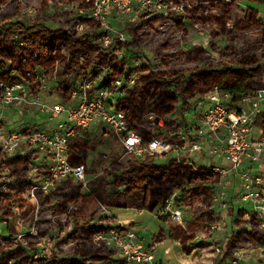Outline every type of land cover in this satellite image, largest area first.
<instances>
[{
	"label": "rangeland",
	"instance_id": "1",
	"mask_svg": "<svg viewBox=\"0 0 264 264\" xmlns=\"http://www.w3.org/2000/svg\"><path fill=\"white\" fill-rule=\"evenodd\" d=\"M175 1H188L190 6L195 4V0ZM79 5L80 1L78 0H21L20 14L13 19V22L27 28L39 23L55 30L59 27L60 22L65 19V21L71 22L67 26V31L70 34H80L77 30L76 20L82 18L83 10L79 9ZM249 7L260 11L259 18L264 17V0H243L237 1L231 8V19L233 21L243 20L245 11ZM203 12L205 17L219 16L220 14L219 10L210 11L208 6L203 8ZM151 20L153 21L149 25L148 22ZM65 25L67 24L65 23ZM135 28H138V36L134 41L131 32L135 31ZM124 29L130 36V49L127 51L125 60L128 64L135 65L133 72L136 73L138 79L145 76L149 71L161 73L171 79L180 75L190 78L202 65L200 62H188L185 57V54L195 46H202L210 52L209 64L214 69L237 68L239 60L245 56L239 50L238 45L234 46L228 42L226 37L216 35L215 29L211 30L208 25L195 24L192 26L188 19L183 20L179 16H152L148 20L142 19L137 26L125 25ZM13 31H15L16 42L24 44L23 37L19 35V32ZM205 40L206 42H204ZM248 40L257 43L254 35H249ZM98 48H101L100 42L93 37L90 44L83 46L76 52L78 67L82 68L79 71L76 69L60 77L50 78L40 68L41 70L36 69L37 71L30 76L28 81L17 82L23 86L18 92L20 98L11 104H3L0 100V129L2 132L21 127L30 131L55 130L58 126L57 120L50 115L48 109L61 100L68 99L69 88L74 87L75 80L85 74L83 72L94 68L91 65L90 67L85 65L84 59L88 58L91 61L97 55ZM262 53H264L263 50L256 47V50L250 54L257 56L262 64L261 72L252 86L254 90L264 87ZM108 58L110 57L108 56ZM172 90L175 91L174 87ZM201 96L203 95L187 94V97L191 98L189 100L191 107L185 111H176L160 121L159 124L151 119L153 116H150L148 118L149 123L146 125L148 130L155 137L168 139L169 132L179 130L185 125L186 120L192 121L193 112L189 114L187 119L185 114L196 107V102L200 100ZM198 118L201 120L200 115ZM198 123L200 124L199 121ZM78 140L88 142L86 169L89 170V174H86L87 184L84 187L83 199L78 204L71 206L67 214L59 215L57 213L58 204L55 200V193L58 188L52 195L44 196V198H49V202L41 203L38 199L34 201L27 191L23 192L14 185V179L9 172L0 168L1 244L8 242L16 245L17 242H20L27 246L28 242L35 241L31 237L38 238L39 232L43 231L46 232V236L38 238L37 246L33 250H28L31 259L38 260L49 255H55L60 259H72L74 258V247L86 242L90 238L93 228L98 225L106 227L118 219L134 225L136 231H143L146 237L144 243H148L156 250V258L160 264H236L226 260L224 256L228 240L238 230V227L250 230V226L247 223L244 224L243 221L239 226L235 223L239 218V212H243L245 219L250 215V204L239 202L236 205L238 211L236 208L228 209L229 211L223 214L226 222L225 230L220 234L213 235L210 231V224L212 221L219 222L221 220V210L217 207L211 208V200L203 196L195 199L191 197V194L178 193L181 198L179 207L184 212L185 226L196 217L204 216V223L200 227L195 241H193V245L197 246V249L191 255H185L178 242L176 245V242L169 239L164 240L162 244L156 241L160 229H166L168 233L169 227H171L158 216V210L150 213L135 208H108L100 204L90 194L92 189H96L103 195L111 196L112 192L116 190L113 184V174L114 176H121L123 173L121 169L132 160L125 153L111 128L100 119H95L87 132ZM10 156L11 154H7L0 143V158L17 157ZM115 162L121 167L119 168L120 171L114 173L111 166ZM196 168L198 167L196 166ZM120 189L122 190V187ZM240 200L241 198H234L231 202L233 204ZM261 220L264 224V218ZM218 247L221 250L220 253L215 251ZM4 251L7 252L6 248ZM235 254L240 264H264V250L261 248L240 249ZM182 260L185 263H182ZM12 263L9 262V264ZM108 264L112 263L109 262Z\"/></svg>",
	"mask_w": 264,
	"mask_h": 264
},
{
	"label": "built area",
	"instance_id": "2",
	"mask_svg": "<svg viewBox=\"0 0 264 264\" xmlns=\"http://www.w3.org/2000/svg\"><path fill=\"white\" fill-rule=\"evenodd\" d=\"M84 1L88 7L82 11V19L97 26L94 37L100 42L104 55L113 58V63L96 65L83 72L85 74L75 80L74 87L69 88V99L48 109L58 120L55 130L30 131L21 127L2 132L0 129V143L6 153H10V157L29 158L27 180L31 181L28 192L31 199L36 201L38 194L49 196L65 181L86 187V167L71 164L70 142L82 137L95 119H100L111 128L131 158L142 161L152 157L160 168L175 161L197 166L219 177L210 199L211 208L221 210V220L210 224L213 235L225 230L223 214L233 206L238 211L239 202L250 204V213L264 218V129L256 126L258 117L264 114V87L237 101L215 87L185 114L187 119L193 112L191 122L186 120L179 130L169 132L168 139L153 134L154 137L146 141L130 129L125 114L118 109L126 91L133 90L138 81L133 72L135 65L125 60L130 36L124 26L138 24L152 16L171 15L186 20L190 4L175 0ZM260 19L264 22V17ZM86 27L85 23H79L77 30L81 33ZM121 62L124 63L122 72L116 74L113 66ZM22 87L19 83H0L2 103L18 100ZM204 159L207 160L205 166L202 165ZM175 196L158 210V216L168 224L185 229L184 212L179 207L181 198L177 196L175 200ZM234 198L241 200L232 204ZM145 239L143 231H136L134 225L118 219L93 237L94 242H101L115 251L112 264H160L156 250L145 244ZM215 251L220 253L221 250L218 247Z\"/></svg>",
	"mask_w": 264,
	"mask_h": 264
},
{
	"label": "trees",
	"instance_id": "3",
	"mask_svg": "<svg viewBox=\"0 0 264 264\" xmlns=\"http://www.w3.org/2000/svg\"><path fill=\"white\" fill-rule=\"evenodd\" d=\"M20 1L0 0V83L13 85L22 80L28 81L37 68L44 70L50 78L60 77L76 69L81 70L82 68L78 67L76 52L90 44L98 29L97 26L78 18L77 25L79 23L87 25L80 34H70L67 26L71 22L65 19L55 30L39 23L27 28L13 22V19L20 14ZM78 1H80V10L88 7L84 0ZM237 1L243 0H195V4L190 6L186 16L190 25H208L211 30L215 29L216 35L226 37L228 42L234 46L238 45L239 50L245 56L239 60L237 68L214 69L209 64L210 52L202 46H195L185 54V57L188 62H200L202 65L190 78L180 75L171 79L161 73L149 71L138 79L133 90L126 91L118 109L125 114L130 129L146 141L154 137L146 126L149 123L148 118L153 116L155 122L159 124L176 111L188 110L191 107L189 101L191 98H188L187 94L204 95L218 87L231 94L237 101L254 91L252 86L261 72L262 64L257 56L250 54L256 50V47L264 52V22L259 18V12L251 7L245 11L243 20L233 21L230 11ZM205 6L210 7V11L219 10V16L205 17L203 12ZM152 21L148 22L149 25ZM137 25L134 24V26ZM13 30H17L23 37L24 44L16 42ZM137 31L138 28H135V31L131 32L134 41L138 36ZM249 35H254L257 43L248 40ZM97 51V55L91 61L88 58L84 59L85 65L90 67V65H111L113 63V58L106 57L101 48ZM261 55L264 59V53ZM123 67V62L114 64V72L116 74L122 72ZM62 70L64 72H61ZM173 87L175 91L172 90ZM256 126L264 129V114L258 117ZM88 149L87 141L83 142L78 139L71 141V164L86 167ZM26 161L27 157L20 156L9 160L5 157L0 158V168L8 167L10 176L14 179V185L23 192L30 190V184L25 181ZM111 167L115 173V171H120L121 166L115 162ZM121 170H123L121 176L113 174V184L116 190L111 196L103 195L96 189L90 191V194L105 207L135 208L154 213L175 194L177 196L191 194V197L195 199L200 196L211 199L219 181V177L214 173L175 161H171L165 168L157 167L154 159L149 156L142 161L132 158ZM86 174H89L88 169H86ZM83 191V185L72 181L60 183L55 193V200L58 204L57 213L59 215L69 213L70 207L83 199ZM37 199L41 203L49 202V198H44L41 194H38ZM203 218L204 216H198L193 219L187 225L186 230L170 224L168 233L163 229L159 230V237L156 241L162 243L169 239L178 242L181 251L189 256L197 249L193 241L204 223ZM242 221L250 226V230L238 227V230L228 240L224 256L226 260L236 264H240L235 254L237 250L250 247L264 249L263 221L253 213L245 219L243 212H239V218L235 223L239 226ZM102 229L101 225L93 228L90 238L74 247V258L72 259H60L55 255L38 260L31 259L28 250H33L37 246L38 238L46 236V232L43 231L39 232L38 238L31 237L35 241L28 242L27 246L20 242L16 245L8 242L0 243V264H9V262H13L12 264H108L112 262L116 253L103 243L93 241L95 233ZM5 248L7 252L4 251Z\"/></svg>",
	"mask_w": 264,
	"mask_h": 264
},
{
	"label": "flooded vegetation",
	"instance_id": "4",
	"mask_svg": "<svg viewBox=\"0 0 264 264\" xmlns=\"http://www.w3.org/2000/svg\"><path fill=\"white\" fill-rule=\"evenodd\" d=\"M9 159H11V158H8V160ZM29 161V158H27V161H26V169H27V162ZM3 169H5L7 172H9V169H8V167H4ZM10 173V172H9ZM27 174H28V169H27V172H26V182L27 183H29L30 184V189H31V181L30 182H28V180H27ZM29 191H27V193H28ZM53 194V193H52ZM52 194H50V195H52ZM38 196V195H37ZM103 229H104V227H103ZM102 229V230H103ZM100 231V230H99Z\"/></svg>",
	"mask_w": 264,
	"mask_h": 264
},
{
	"label": "crops",
	"instance_id": "5",
	"mask_svg": "<svg viewBox=\"0 0 264 264\" xmlns=\"http://www.w3.org/2000/svg\"><path fill=\"white\" fill-rule=\"evenodd\" d=\"M251 8H252V7H251ZM253 9H254V8H253ZM255 10H256V9H255ZM257 11L260 13L259 10H257ZM57 122H58V120H57ZM202 165H204V166L207 165V160H206V159L202 160ZM233 208L235 209L234 206H233ZM143 211H144V210H143ZM143 211H141V212H143ZM115 218H116V217H115ZM190 222H191V221H189V223H190ZM189 223H188V224H189ZM188 224H187V225H188ZM187 225H186V228H187ZM186 228H185V229H186ZM159 229H160V228H159ZM141 230H144V229H141ZM164 231H166V229H164ZM166 232H167V231H166ZM159 244H162V243H159ZM175 244L177 245V242H176ZM182 263H185V262L182 260Z\"/></svg>",
	"mask_w": 264,
	"mask_h": 264
},
{
	"label": "water",
	"instance_id": "6",
	"mask_svg": "<svg viewBox=\"0 0 264 264\" xmlns=\"http://www.w3.org/2000/svg\"><path fill=\"white\" fill-rule=\"evenodd\" d=\"M175 200L177 199V196H175V198H174Z\"/></svg>",
	"mask_w": 264,
	"mask_h": 264
},
{
	"label": "bare ground",
	"instance_id": "7",
	"mask_svg": "<svg viewBox=\"0 0 264 264\" xmlns=\"http://www.w3.org/2000/svg\"><path fill=\"white\" fill-rule=\"evenodd\" d=\"M204 42H206V40H205ZM263 250H264V249H263Z\"/></svg>",
	"mask_w": 264,
	"mask_h": 264
}]
</instances>
